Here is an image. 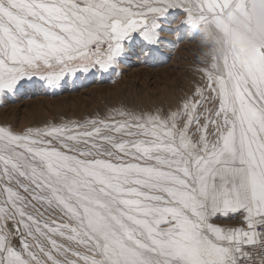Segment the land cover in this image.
Masks as SVG:
<instances>
[{
    "label": "snow or ice",
    "instance_id": "obj_1",
    "mask_svg": "<svg viewBox=\"0 0 264 264\" xmlns=\"http://www.w3.org/2000/svg\"><path fill=\"white\" fill-rule=\"evenodd\" d=\"M237 3L0 0V96L107 73L133 33L152 55L168 9L195 27ZM204 75L206 89L167 115L118 110L20 133L0 127V264L264 258V48L234 44ZM237 215L246 227L214 223Z\"/></svg>",
    "mask_w": 264,
    "mask_h": 264
},
{
    "label": "rangeland",
    "instance_id": "obj_2",
    "mask_svg": "<svg viewBox=\"0 0 264 264\" xmlns=\"http://www.w3.org/2000/svg\"><path fill=\"white\" fill-rule=\"evenodd\" d=\"M249 2L238 0L220 22L224 17L242 15ZM185 19L186 14L179 8L168 9L158 19L160 44L150 56L144 54L145 44L140 35L133 33L130 40L123 42L126 54L107 73L69 78L63 88L55 91L38 80L26 82L15 94L0 96V127L20 133L68 121L106 120L118 110L161 115L178 110L197 88L206 89L204 72L210 70L212 62L211 59L196 64L194 55L203 44L202 24L192 27ZM220 22L216 23L218 30ZM241 219L237 215L214 223L225 228L246 227ZM7 225L9 229L13 226L10 221ZM13 243L18 245V241Z\"/></svg>",
    "mask_w": 264,
    "mask_h": 264
},
{
    "label": "clouds",
    "instance_id": "obj_3",
    "mask_svg": "<svg viewBox=\"0 0 264 264\" xmlns=\"http://www.w3.org/2000/svg\"><path fill=\"white\" fill-rule=\"evenodd\" d=\"M200 27L203 44L194 55L196 64H205L213 56L229 55L234 44L248 51L264 48V0H250L242 15H233L231 19L224 17L220 30L211 20Z\"/></svg>",
    "mask_w": 264,
    "mask_h": 264
},
{
    "label": "built area",
    "instance_id": "obj_4",
    "mask_svg": "<svg viewBox=\"0 0 264 264\" xmlns=\"http://www.w3.org/2000/svg\"><path fill=\"white\" fill-rule=\"evenodd\" d=\"M258 232H264V227H257L256 229ZM249 251H252L249 249ZM261 259H264L260 256L259 252L257 251L256 256L254 257V264H260Z\"/></svg>",
    "mask_w": 264,
    "mask_h": 264
},
{
    "label": "bare ground",
    "instance_id": "obj_5",
    "mask_svg": "<svg viewBox=\"0 0 264 264\" xmlns=\"http://www.w3.org/2000/svg\"><path fill=\"white\" fill-rule=\"evenodd\" d=\"M224 224H227V223H224ZM233 225V223H231ZM221 226V225H220ZM236 226V225H235ZM7 227L9 228V226L7 225ZM13 227V226H12Z\"/></svg>",
    "mask_w": 264,
    "mask_h": 264
}]
</instances>
